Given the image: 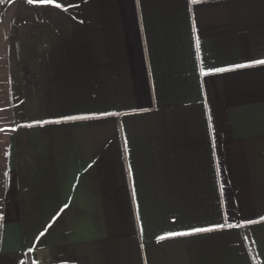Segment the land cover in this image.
Returning <instances> with one entry per match:
<instances>
[{"label": "crops", "instance_id": "obj_1", "mask_svg": "<svg viewBox=\"0 0 264 264\" xmlns=\"http://www.w3.org/2000/svg\"><path fill=\"white\" fill-rule=\"evenodd\" d=\"M56 3L3 32L0 264H264V0Z\"/></svg>", "mask_w": 264, "mask_h": 264}, {"label": "rangeland", "instance_id": "obj_2", "mask_svg": "<svg viewBox=\"0 0 264 264\" xmlns=\"http://www.w3.org/2000/svg\"><path fill=\"white\" fill-rule=\"evenodd\" d=\"M36 8L34 5L29 4L28 0H0V55L3 51V32H6L7 29L9 30L10 24L8 23L9 19L15 20L24 18L27 16H35ZM6 20V25L4 26L2 21ZM5 22V21H4ZM10 22V21H9ZM4 52V51H3ZM3 75V73H2ZM0 107H3L2 114H8L6 109V104L4 100H0ZM8 122V121H6ZM6 122L3 121V125H6ZM1 123V122H0ZM8 124V123H7ZM2 192H0V201L3 196H1Z\"/></svg>", "mask_w": 264, "mask_h": 264}, {"label": "snow or ice", "instance_id": "obj_3", "mask_svg": "<svg viewBox=\"0 0 264 264\" xmlns=\"http://www.w3.org/2000/svg\"><path fill=\"white\" fill-rule=\"evenodd\" d=\"M29 4H41V5H54L56 8H60L61 4L56 3V0H28ZM197 46L199 47V42L197 43ZM253 64H260V65H264V60H253L252 61ZM249 65H245V64H237L234 67L236 68H243V67H248ZM210 71L212 72H221V71H225V69L222 68H214V69H210ZM79 117H65V119H78ZM57 123H59V121H56ZM65 208L68 207V205L64 206ZM261 220H264V217H261ZM256 221H253L251 219L247 220V223L252 224L255 223ZM224 225L223 224H217L214 226V228H223ZM228 227H239V225H228ZM214 228H192L190 231H184V232H172V233H168L169 237H175V236H191L194 235L196 233H206V232H211L214 230ZM41 236L44 235V233L42 232L40 234ZM166 237L161 236L158 237L159 240H163ZM29 251L31 252L32 249H29Z\"/></svg>", "mask_w": 264, "mask_h": 264}]
</instances>
